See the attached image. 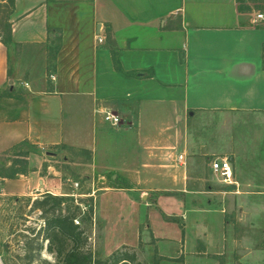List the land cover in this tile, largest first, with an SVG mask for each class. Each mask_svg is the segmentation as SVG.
Returning a JSON list of instances; mask_svg holds the SVG:
<instances>
[{
  "label": "crops",
  "instance_id": "0c3cea01",
  "mask_svg": "<svg viewBox=\"0 0 264 264\" xmlns=\"http://www.w3.org/2000/svg\"><path fill=\"white\" fill-rule=\"evenodd\" d=\"M257 12L264 0H13L10 47L0 32V204L63 191L42 177V152L68 150L79 173L114 181L96 200L107 251L155 240L173 253L204 241L207 228L215 234L205 218L220 212L214 204L264 192ZM105 110L121 125L107 124ZM223 138L238 186L220 183L211 168L224 157Z\"/></svg>",
  "mask_w": 264,
  "mask_h": 264
},
{
  "label": "rangeland",
  "instance_id": "374dc122",
  "mask_svg": "<svg viewBox=\"0 0 264 264\" xmlns=\"http://www.w3.org/2000/svg\"><path fill=\"white\" fill-rule=\"evenodd\" d=\"M12 7V0H0V29L6 31L11 25ZM61 45L58 32L47 47L49 70ZM11 51L19 62H26L24 50L11 46ZM226 144L223 138L219 155L224 157L221 158H230ZM67 152L63 150L56 157L42 152L48 160L41 171L42 177L49 182L50 179H58L63 191L48 196L36 193L14 204H0L2 264H67V258L71 256L72 262L77 258L87 264H264V192L250 202L224 198L214 204L220 212H207L205 218L213 228L215 226L216 233L211 234L207 228L204 241L200 235L199 243L191 241L188 249L184 245L170 253L165 251L163 244L159 245L163 247L161 250L157 248L154 240L135 248L122 246L112 252L107 251L104 234L107 227L99 215L100 218L95 216L96 200L99 204L105 185L114 181L109 176L108 183L102 184L95 173H79L65 160V156H70ZM19 161L22 167L19 170H27L28 161ZM217 186L220 191L225 190V185L218 183ZM156 197L157 194L151 192L148 197L150 203H155ZM75 218H79V225L75 224ZM165 220L176 222L180 228L184 226L176 218ZM116 223H113V230ZM194 235L193 239H196L197 234Z\"/></svg>",
  "mask_w": 264,
  "mask_h": 264
},
{
  "label": "built area",
  "instance_id": "2783aa9c",
  "mask_svg": "<svg viewBox=\"0 0 264 264\" xmlns=\"http://www.w3.org/2000/svg\"><path fill=\"white\" fill-rule=\"evenodd\" d=\"M254 25L259 28H264V12H257L254 16ZM98 44L104 42V38L101 36H96ZM104 121L111 125L112 127H118L121 125V118L112 110H105L103 112ZM179 160H183V156L179 157ZM211 168L213 174L218 179V181L225 185L238 186L233 167L229 158H216L211 163ZM75 224L79 225V218L74 219ZM0 264H2L0 257Z\"/></svg>",
  "mask_w": 264,
  "mask_h": 264
},
{
  "label": "trees",
  "instance_id": "16d2710c",
  "mask_svg": "<svg viewBox=\"0 0 264 264\" xmlns=\"http://www.w3.org/2000/svg\"><path fill=\"white\" fill-rule=\"evenodd\" d=\"M12 5H13V0H12ZM0 32L3 33V36L1 38V41L7 46V47H10L11 43H12V38H11V25L7 28V30H3V29H0ZM45 196H48V195H45ZM38 202H35L34 204L37 205ZM42 208H44L42 206ZM60 223V222H59ZM61 225V224H60ZM67 234H70V231L67 233ZM73 255V254H71ZM70 255V256H71ZM75 255H73L74 257ZM69 257V256H68ZM72 257V256H71ZM71 257L67 258V264H87L86 262H81L79 261L77 258H75V262H72L73 259L71 260ZM126 259H124L123 261H125ZM86 261V260H85ZM90 264V263H89Z\"/></svg>",
  "mask_w": 264,
  "mask_h": 264
}]
</instances>
